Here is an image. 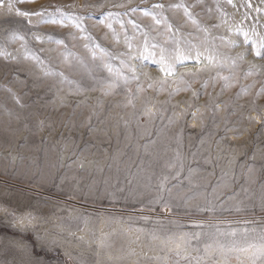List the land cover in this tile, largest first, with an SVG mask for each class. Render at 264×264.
<instances>
[{"label": "rangeland", "instance_id": "1", "mask_svg": "<svg viewBox=\"0 0 264 264\" xmlns=\"http://www.w3.org/2000/svg\"><path fill=\"white\" fill-rule=\"evenodd\" d=\"M11 3L0 6V50L9 54L0 56V264H173L172 240L184 232L264 225V58L235 31L264 36V0ZM178 3L207 32L170 7ZM56 8L81 17L91 40L74 20L41 22ZM176 40L243 59L215 68L202 56L168 77L152 60ZM121 60L138 79L110 90L102 63L131 77ZM189 72L191 88L169 95ZM208 242L193 240L182 255L196 264V247L203 254Z\"/></svg>", "mask_w": 264, "mask_h": 264}, {"label": "snow or ice", "instance_id": "2", "mask_svg": "<svg viewBox=\"0 0 264 264\" xmlns=\"http://www.w3.org/2000/svg\"><path fill=\"white\" fill-rule=\"evenodd\" d=\"M18 3H31L33 0H17ZM197 3H200L201 0H196ZM232 0H228V3H231ZM4 3V0H0V6H2ZM153 7L156 8H163L164 5L157 4ZM170 7L183 9L184 15L191 21L193 25L197 27L198 30L207 32V29L201 28L198 24L197 20L192 16V13L189 11V8L192 6H185L183 3H178L174 5H170ZM12 3L11 0H9V9L11 10ZM57 13L60 16V19L56 18ZM146 15H150V13H145ZM16 15L22 16V17H29L32 15H38L43 17V12H28V11H22L20 9H16ZM48 16L50 17L48 20H42L41 22L51 23V24H59L61 26H64L65 21H75L74 26L78 29H80L81 33H85L84 39L91 40V37L86 34V30L82 27L80 24L81 17H72L71 15L65 14L60 8H56L55 12L49 13ZM107 16L115 18L113 13H108ZM118 16V14H116ZM155 19V17H154ZM118 23L120 21H117ZM157 23H160L159 20L156 21ZM109 29H112V24L109 23L107 25ZM167 31L171 32L172 27L171 25H167ZM236 32L242 33L244 40L243 43L245 45L251 44V49L256 57L264 58V36H259L256 39H253L254 36L257 34L255 33V30L250 34L247 31H243L240 28L235 29ZM115 35V34H114ZM11 39L16 40L20 39L22 40V36H18L16 34H13ZM37 40L40 39V37H36ZM51 39V37H49ZM221 40L224 38L221 37ZM57 44L63 43L61 40L56 41ZM127 43V41H126ZM174 47L173 48H164L160 47V53L158 59H153L152 62L154 64H157L159 66V71L164 73L168 77H172L175 75V72L177 70L178 66H184L186 61H194L195 63L199 64L201 57L208 62L209 65H212L215 68H223L226 64L235 66L236 60L243 59V54L238 55L237 57H218L216 54H208L205 55V53L208 52V48L204 49V52L200 51V46L196 44H190L186 47L181 46V42L179 40H176L173 42ZM187 44V42H185ZM229 46H235V41H229ZM85 48H88V44L86 43L84 45ZM94 47H99V45H94ZM128 47L132 48V45L128 43ZM157 45H152V48H156ZM103 52L104 50L101 49ZM144 52H148V48L145 47L143 52L140 53L141 60H147L149 59V56L144 55ZM9 54L3 50H0V56H8ZM108 53H105V56H108ZM152 57L156 56L155 52H152L149 54ZM26 58H28L26 56ZM32 59L37 60L40 63H43L42 61H39V57L32 55ZM135 57L129 56L128 59H134ZM93 59H96L95 54H93ZM79 62V61H77ZM102 67H104L110 76V82L108 84V88L111 90L112 88H115L118 86L117 81H122L124 84L131 83L132 80H137L138 77L134 74L135 69L132 68L131 65H129L126 61L121 60V68L127 69L129 72H132L133 75L131 77L126 76L122 73L121 70L114 69L107 61H104L102 63ZM49 74V73H46ZM251 74V72L246 73ZM62 78L63 73H58ZM184 75L188 76H195L196 73H186L182 74L178 80L176 81L178 84H185L186 86L181 89L179 87L173 89L172 92L169 93V95L174 94L178 91H188L191 88V84L185 81ZM217 76L219 79L223 80L224 87H229L228 81L231 79L230 76H221L219 72H217ZM216 77H213V80H215ZM71 83V81H69ZM165 81H161L159 84V87L157 88V91H162L164 87ZM207 86V81H205L202 84V87ZM149 88L152 87V84L148 85ZM143 89L137 85L136 92L139 93ZM107 95L108 93L105 92ZM195 95V93H194ZM259 95V93H258ZM135 99L134 95H130L128 99V103L131 104L133 100ZM163 187V185H162ZM241 224L240 227L235 228H228V229H222L215 225H208L209 228H214L215 231L213 232H207V231H193V232H184L179 237H174L172 242L175 243V249H174V255L177 257L175 261H173V264H179L180 259L188 260L189 264H191V260H189V257L187 255H182V252H184L188 247L191 246V241L196 240L199 242L200 238L206 237L210 240V242L205 243L203 246V254L200 253L199 247H196V251L198 255L193 258L196 261V264H200L203 260L211 261V264H217V261H220V264H231L233 260L238 261L239 264H264V225L259 226H252L248 227L250 223H253L248 220L239 221L237 222ZM195 228H203L204 226L201 224H195L193 225ZM170 251H173L170 249Z\"/></svg>", "mask_w": 264, "mask_h": 264}]
</instances>
